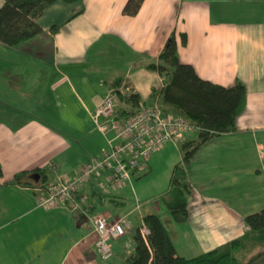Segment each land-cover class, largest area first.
<instances>
[{
    "label": "crops",
    "instance_id": "1",
    "mask_svg": "<svg viewBox=\"0 0 264 264\" xmlns=\"http://www.w3.org/2000/svg\"><path fill=\"white\" fill-rule=\"evenodd\" d=\"M126 1L57 0L36 17L41 34L14 46L0 43V264H129L135 226L146 211L160 217L176 255L192 258L241 236L244 217L264 208V0H142L134 15L122 13ZM172 32L180 62L199 77L244 84L246 105L236 129L211 137L183 160L181 144L196 137L185 133L109 196L98 195L103 176L92 179L75 196L77 210L72 203L39 206L48 183L71 177L107 147L110 134L99 129L94 111L113 81L121 79L116 90H131L140 102L155 99L163 77L147 64L157 61ZM176 163L191 187L183 221L157 200ZM36 169L43 170L44 183L29 182L32 174L13 180ZM97 213L131 220L127 233L110 241L107 260L90 226Z\"/></svg>",
    "mask_w": 264,
    "mask_h": 264
},
{
    "label": "trees",
    "instance_id": "2",
    "mask_svg": "<svg viewBox=\"0 0 264 264\" xmlns=\"http://www.w3.org/2000/svg\"><path fill=\"white\" fill-rule=\"evenodd\" d=\"M57 0H2L0 5V43L14 46L27 41L43 32L36 21L41 10ZM73 2L78 0H61ZM142 0H127L122 13L134 15ZM58 27L52 25L50 32ZM180 43L185 45L186 34L180 33ZM178 43L172 32L166 39L156 62L147 64L164 78L163 85L153 90V98L158 99L162 110L181 115L196 122L199 130L195 140L183 142V160L187 159L205 141L213 136L234 131L235 120L246 105V89L242 82L236 81L231 86H223L197 75L192 65L180 62ZM121 79L111 83L112 89L120 85ZM117 99L131 109H118L119 116L132 111L139 101V96L128 90L122 93L116 90ZM38 174L36 183L44 181L43 170L32 173L19 172L13 180L19 181L24 175ZM29 182L35 183L34 179ZM44 183V182H43ZM191 187L187 182L186 172L180 163H176L171 172L167 191L157 197L176 221H183L187 216V204ZM100 197L108 193H98ZM109 200L115 201L113 197ZM143 223L149 233L144 240L135 229L133 252L127 261L129 264H264V208L244 217L246 231L218 247L196 257L184 258L176 255L174 245L160 217L150 211L142 215Z\"/></svg>",
    "mask_w": 264,
    "mask_h": 264
},
{
    "label": "built area",
    "instance_id": "3",
    "mask_svg": "<svg viewBox=\"0 0 264 264\" xmlns=\"http://www.w3.org/2000/svg\"><path fill=\"white\" fill-rule=\"evenodd\" d=\"M162 80L164 82V78ZM116 100V90H112L94 111L99 129L104 134H110L106 137L107 147L99 157L82 164L71 177L48 183L45 195L38 200L39 206L50 209L72 203L77 210L79 206L75 196L79 188L101 176L103 180L98 181V187L103 193L130 185L133 174L145 171L148 159L154 152L169 142L180 141L187 132L199 130L196 122L163 111L157 97L148 104L139 101L130 113L122 116L117 114ZM136 203L138 206L139 202ZM89 221L96 234L95 248L107 260L112 256L110 241L124 236L131 220L127 215L109 220L108 216L97 213L90 215ZM135 227L146 240L149 229L142 219Z\"/></svg>",
    "mask_w": 264,
    "mask_h": 264
},
{
    "label": "rangeland",
    "instance_id": "4",
    "mask_svg": "<svg viewBox=\"0 0 264 264\" xmlns=\"http://www.w3.org/2000/svg\"><path fill=\"white\" fill-rule=\"evenodd\" d=\"M120 100H118L119 102ZM121 103H118L116 106V109H122L124 108L123 106L120 105ZM126 109H129V107H125ZM169 112V111H167ZM171 113V112H170ZM186 137V136H185ZM184 155V152H182V156ZM176 156V153L175 154H171V161H166V164H165V169L168 170V168L171 166V162H173L174 158ZM173 165V164H172ZM156 174H154V176H151V177H155ZM134 181V180H133ZM129 186V185H128ZM130 189L128 187H126L125 189V193H126V196L128 197L127 199V206H132L134 203H133V197H132V194L130 193ZM155 202V201H154ZM156 204H158V202H156Z\"/></svg>",
    "mask_w": 264,
    "mask_h": 264
},
{
    "label": "water",
    "instance_id": "5",
    "mask_svg": "<svg viewBox=\"0 0 264 264\" xmlns=\"http://www.w3.org/2000/svg\"><path fill=\"white\" fill-rule=\"evenodd\" d=\"M32 179H34V181H37L38 180V174L37 173L32 174Z\"/></svg>",
    "mask_w": 264,
    "mask_h": 264
}]
</instances>
